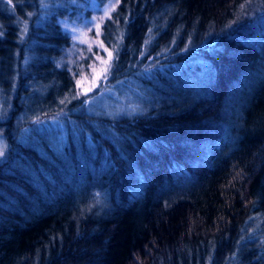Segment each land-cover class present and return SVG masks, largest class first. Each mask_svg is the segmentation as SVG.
<instances>
[{
  "label": "trees",
  "instance_id": "trees-1",
  "mask_svg": "<svg viewBox=\"0 0 264 264\" xmlns=\"http://www.w3.org/2000/svg\"><path fill=\"white\" fill-rule=\"evenodd\" d=\"M110 1L0 0V56L17 41L18 24L29 21L24 53L31 49L47 69L52 62L51 76L34 77H48L53 86L61 78L71 83L56 64L70 46L59 21L78 22L92 3ZM263 7L264 0H117L99 37L116 72L135 75L138 54L144 59L174 39L178 48L189 45L167 69L185 76L189 55L200 58L211 43L215 83L203 99L163 104L133 121L90 124L78 117L77 136L87 135L94 151L78 155L70 141L65 161L40 160L5 131L10 141L0 161V264H264V79L243 92L244 119L235 125L233 135L240 137L231 152H216L208 165L187 161L209 136L203 122H215L220 102L261 60L249 42L246 12ZM151 32H159L152 46ZM195 45L200 52L187 51ZM161 79L171 80L170 74ZM180 167L191 180L185 177L176 190L186 193L173 199L172 171ZM140 184L142 199L129 192ZM251 221H257L254 231Z\"/></svg>",
  "mask_w": 264,
  "mask_h": 264
},
{
  "label": "rangeland",
  "instance_id": "rangeland-1",
  "mask_svg": "<svg viewBox=\"0 0 264 264\" xmlns=\"http://www.w3.org/2000/svg\"><path fill=\"white\" fill-rule=\"evenodd\" d=\"M116 3L117 0H111L103 6L92 3L87 8L88 16L84 15V11L81 12L80 21H59L70 46L65 49L56 64L59 69L63 68L67 71L64 75L66 77L70 75L71 83H66L65 79L61 78L60 85L53 86L52 82L45 80L51 76L52 62H48L50 69H47V63L43 60L40 62L41 56L34 54L31 49L24 53L25 48L22 47L29 34L27 25L30 22L18 24L17 41L11 44L10 52H4L0 56V148L4 151L0 161L5 158L10 141L4 136L5 131L10 133L15 145L19 143L18 145L31 150L40 160L56 163L62 159L65 161L64 153L70 147V141L78 155L82 154L84 149L89 152L94 151L95 144L87 138V135L83 140H79L77 136L81 133V129L76 132V119L82 115L90 124H95L103 118L114 122L120 119L133 121L150 109H157L163 104L196 102L206 95L210 84L214 85L215 81L210 82L211 43L203 46L206 55L200 54V58L196 53H192V58L189 55L187 66L182 65L183 71L187 74L185 76L181 75L179 70L170 72L167 69L173 60L175 62L177 59H182L183 56L178 58L176 56L184 52L182 48L189 45L185 43L178 48L174 39H170L158 49L157 44L153 55L144 59L141 57L142 53L138 54L132 65V68L136 69L135 75L124 76L125 69L116 72L113 54L99 38L101 25L110 16ZM258 5L255 6L257 9L260 8ZM246 14L247 21L253 24L246 25L248 37L253 38L249 42L254 44L261 60L253 66L251 73L240 79V83L234 87L235 91L226 95L220 102L216 109L214 124L203 122L207 123L203 128L205 130L203 135L209 133V136L196 144L197 156L191 155L189 159L187 158L189 163H193L194 159L198 158L192 165L198 163L208 165L216 156V152L220 155L231 152L237 144H235L237 138L240 137L233 135L237 131L235 125H240L241 118L244 119L243 111L246 103L243 104L242 98L245 96L243 92L251 90L259 79H264L262 73L264 72V7L260 10H249ZM36 18L35 24L40 23L38 17ZM253 21H259L260 24L256 26ZM158 34L159 32L150 33L153 37L149 38L150 46L154 44ZM195 48L200 52V45L192 46L187 51ZM37 66L38 68L45 66V69L39 70ZM154 68L157 75H153ZM167 72L171 80L161 79V76L169 78V74H165ZM39 73L43 77H48L45 79L40 77L38 80L34 75ZM140 77L144 78L139 79ZM203 108L207 113L208 110L202 106ZM22 171L26 172L27 168L24 167ZM31 173L32 171L28 173V177L33 178L35 175ZM172 173L176 175L170 186L174 187L176 193L173 199H177L186 193L176 189L182 186V181L187 175L189 176V173L183 167L174 169ZM189 178L191 180L190 176ZM156 188L157 191L163 189V187ZM11 189L15 191L14 188ZM131 191L133 195H138L142 199V195H145V186L140 184L136 189L134 187L132 190L129 189V192ZM251 222L254 223L250 226L254 231L257 229V221ZM225 263L235 264V261L228 259Z\"/></svg>",
  "mask_w": 264,
  "mask_h": 264
},
{
  "label": "snow or ice",
  "instance_id": "snow-or-ice-1",
  "mask_svg": "<svg viewBox=\"0 0 264 264\" xmlns=\"http://www.w3.org/2000/svg\"><path fill=\"white\" fill-rule=\"evenodd\" d=\"M109 56H111V53H109ZM3 155H4V151L2 148H0V157H3Z\"/></svg>",
  "mask_w": 264,
  "mask_h": 264
}]
</instances>
